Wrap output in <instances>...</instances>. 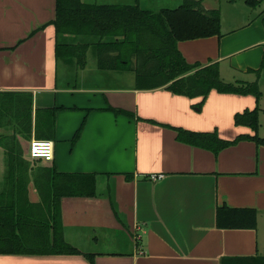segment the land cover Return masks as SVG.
<instances>
[{"label": "crops", "instance_id": "0c3cea01", "mask_svg": "<svg viewBox=\"0 0 264 264\" xmlns=\"http://www.w3.org/2000/svg\"><path fill=\"white\" fill-rule=\"evenodd\" d=\"M214 1L201 0L206 10H216ZM55 13L56 0H0V139H18L26 157L53 115L52 162L27 157L29 202L41 200L34 180L43 170L93 175L95 190L60 199L64 241L79 254H0V264H228L264 256V146L244 140L215 154L180 141L177 131L252 137L234 119L257 107L264 138V13L225 33L220 16V35L176 44L189 65L218 64L225 82L257 81L259 102L215 90L206 98L137 90L133 72L97 67V37L57 34ZM75 44H89L82 67L58 54ZM26 98L25 115L17 114ZM5 169L0 147L1 201L12 199ZM43 191L52 201L51 187ZM220 207L254 209L256 228L218 229Z\"/></svg>", "mask_w": 264, "mask_h": 264}, {"label": "trees", "instance_id": "16d2710c", "mask_svg": "<svg viewBox=\"0 0 264 264\" xmlns=\"http://www.w3.org/2000/svg\"><path fill=\"white\" fill-rule=\"evenodd\" d=\"M180 1L182 4L175 9L152 12L143 10L138 4L106 5L84 3L82 0H56L53 25L60 35L97 37V67L105 71L133 72L137 90L164 88L172 94L188 98H206L211 90H215L221 94L251 95L259 102L261 91L257 81L225 82L220 78L218 64L201 67L189 65L182 58L176 48L179 41L220 35V12L218 9L206 10L201 0ZM244 2L249 7L259 3L258 0ZM88 48L89 44L63 45L58 54L64 53L74 58L82 67ZM26 100L27 104L21 102L22 109L16 111L17 114L25 115V105L30 106V98ZM258 115L257 107L235 115V124L250 128L254 132L252 137L241 136L229 142L219 139L215 133H193L179 129L178 139L215 154L244 140L264 146V138L257 135L260 127ZM47 123L44 130L36 132L38 140L53 137V115L47 118ZM22 124L23 121L18 119L16 127L20 128L19 133H22ZM0 147L4 151L6 166L3 187L12 198L9 201L0 200V254H79L64 241L59 203L64 197L92 196L95 177L43 170L34 180L41 200L33 204L28 200L24 170L29 161L23 155L19 140L3 137ZM50 187L53 199L45 201L43 190ZM256 223L257 213L254 209L220 207L216 211V227L221 230H254ZM226 263L264 264V256Z\"/></svg>", "mask_w": 264, "mask_h": 264}, {"label": "rangeland", "instance_id": "374dc122", "mask_svg": "<svg viewBox=\"0 0 264 264\" xmlns=\"http://www.w3.org/2000/svg\"><path fill=\"white\" fill-rule=\"evenodd\" d=\"M89 4H138L143 10L158 12L161 9H175L180 6V0H82ZM217 3L216 9L220 10L222 21L221 32L225 33L240 24H244L254 14L264 11V0H258L259 3L255 7L249 8L243 2L244 0H215ZM214 1V3H215ZM214 3H210L214 5ZM216 4V3H215ZM253 14V15H252ZM97 40V39H96ZM93 40L92 42H95ZM133 77L134 74H131ZM127 77L130 74L127 73ZM135 83V78L133 79ZM25 149H23L24 151ZM25 159H28L27 156Z\"/></svg>", "mask_w": 264, "mask_h": 264}, {"label": "built area", "instance_id": "2783aa9c", "mask_svg": "<svg viewBox=\"0 0 264 264\" xmlns=\"http://www.w3.org/2000/svg\"><path fill=\"white\" fill-rule=\"evenodd\" d=\"M54 155V144L48 140H36L33 139L29 142L27 157L33 161H41L43 163H50L53 160ZM161 177L152 176L151 181H157ZM141 235H136V240L139 241ZM140 254L143 255V251L140 250Z\"/></svg>", "mask_w": 264, "mask_h": 264}]
</instances>
